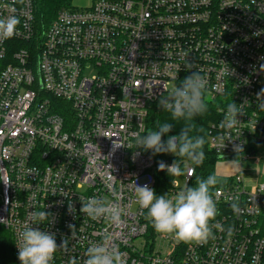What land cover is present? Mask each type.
Instances as JSON below:
<instances>
[{
  "label": "built area",
  "instance_id": "2783aa9c",
  "mask_svg": "<svg viewBox=\"0 0 264 264\" xmlns=\"http://www.w3.org/2000/svg\"><path fill=\"white\" fill-rule=\"evenodd\" d=\"M10 15L20 23L11 38L0 36V224L17 260L19 231L44 209L50 222L32 227L53 233L58 247L69 241L54 264H85L86 249L106 237L124 264H264V182L250 187L242 167L226 178L212 190L214 238L185 243L156 232L140 209L135 187L155 190L161 170L131 139L144 132L150 103L199 72L209 99L220 101L209 149L240 164L263 160L264 0H95L61 9L48 25L36 21L31 0H0V18ZM231 101L243 107L241 124L223 147ZM179 164L184 174L165 193L194 186L193 166ZM92 196L118 207L122 223L81 213Z\"/></svg>",
  "mask_w": 264,
  "mask_h": 264
},
{
  "label": "clouds",
  "instance_id": "9594fccd",
  "mask_svg": "<svg viewBox=\"0 0 264 264\" xmlns=\"http://www.w3.org/2000/svg\"><path fill=\"white\" fill-rule=\"evenodd\" d=\"M19 19L10 15L0 18V36L11 38L19 25ZM185 70L193 67L185 63ZM208 89L207 77L199 72L184 78L179 87L171 89V99L163 101V111L170 114L172 121H183L184 126L178 135H168L172 130L169 122L157 123L154 130L144 133L131 134L132 142L136 148L150 151L152 155L171 153L185 158L193 168L200 167L205 159L204 147L207 143L204 135H192L193 121L195 117H202L208 111L205 94ZM242 105L230 102L226 105L220 128L227 132V138L219 137L223 147L226 141H232V132H239L241 122L237 116L242 111ZM264 111V103L259 105ZM167 136L166 140L162 137ZM120 144V141L118 142ZM236 152H242V147H236ZM159 170L166 171L170 177H180L184 174L181 165L177 162L170 166L163 162L158 165ZM223 181L215 174L205 178H198L194 186H187L174 194H157L147 184L135 187V197L142 210H146V219L150 221L152 228L162 234H173L185 243L205 244L213 239L212 222L219 214L217 201L213 198L212 190L222 185ZM231 207L238 209V202H232ZM68 210L75 209L69 203ZM89 220L96 221L101 217H107L111 225L122 223L121 210L116 206L106 204L95 196L89 197L81 204L79 209ZM51 216L44 209L34 211L31 222L19 231L18 259L20 264H54L58 251H66L69 241L65 239L57 245L56 237L48 231H41L32 225H42L50 222ZM219 227V225H215ZM228 235L232 229H227ZM109 238L104 242L92 245L86 249L85 264H124L123 253L118 247L108 246ZM70 264H79L73 258Z\"/></svg>",
  "mask_w": 264,
  "mask_h": 264
},
{
  "label": "trees",
  "instance_id": "16d2710c",
  "mask_svg": "<svg viewBox=\"0 0 264 264\" xmlns=\"http://www.w3.org/2000/svg\"><path fill=\"white\" fill-rule=\"evenodd\" d=\"M33 4L34 17L41 25H48L56 16L58 11L65 8H70L71 0H31ZM205 100L208 104V111L202 117H195L193 123L192 135H204L207 141V134L210 124L218 118L219 99L211 100L208 94H205ZM162 98L150 103L148 106L147 117L145 119L144 132L154 130L156 124L169 122L172 125V130L168 135H178L184 126L183 121H172L169 113L163 111L161 107ZM143 132V133H144ZM167 136L162 137V140H166ZM264 147V146H263ZM142 150V149H141ZM150 154L157 163H161L165 160L171 162L187 161L185 158L177 156L172 159H165L164 153L152 155L150 151H144ZM205 159L200 167L194 168V184L198 178H205L208 175L214 174V164L219 159L213 151L208 147L206 143L204 147ZM188 162V161H187ZM173 177L167 175L166 171H158L155 174L156 184L155 191L157 194H164L169 182ZM0 264H20L13 253V243L10 232L0 224Z\"/></svg>",
  "mask_w": 264,
  "mask_h": 264
},
{
  "label": "rangeland",
  "instance_id": "374dc122",
  "mask_svg": "<svg viewBox=\"0 0 264 264\" xmlns=\"http://www.w3.org/2000/svg\"><path fill=\"white\" fill-rule=\"evenodd\" d=\"M95 0H71V6L74 8H88ZM264 84V80H261ZM259 149H262L260 147ZM263 160L260 163H255L253 159L243 160L240 164V160L237 157L233 158H220L214 164V174L224 181L229 176L239 175L241 167L245 169L244 177L248 180V184L251 187L255 183L264 182V151L259 152ZM167 159L176 158L174 154L164 153Z\"/></svg>",
  "mask_w": 264,
  "mask_h": 264
},
{
  "label": "water",
  "instance_id": "95a60500",
  "mask_svg": "<svg viewBox=\"0 0 264 264\" xmlns=\"http://www.w3.org/2000/svg\"><path fill=\"white\" fill-rule=\"evenodd\" d=\"M170 95H171V94H170ZM170 95L164 97V98L162 99V102H163V101H168V100H170V99H171Z\"/></svg>",
  "mask_w": 264,
  "mask_h": 264
}]
</instances>
